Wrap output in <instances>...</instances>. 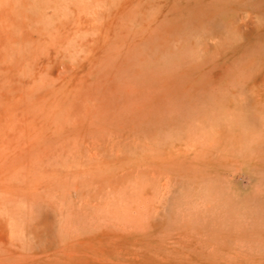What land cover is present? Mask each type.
Instances as JSON below:
<instances>
[{"label":"rangeland","instance_id":"374dc122","mask_svg":"<svg viewBox=\"0 0 264 264\" xmlns=\"http://www.w3.org/2000/svg\"><path fill=\"white\" fill-rule=\"evenodd\" d=\"M0 264H264V0H0Z\"/></svg>","mask_w":264,"mask_h":264}]
</instances>
